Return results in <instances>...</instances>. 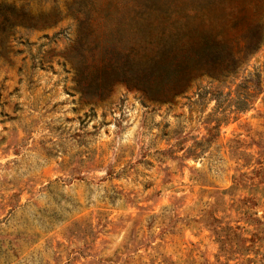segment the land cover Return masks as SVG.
<instances>
[{
  "label": "rangeland",
  "instance_id": "1",
  "mask_svg": "<svg viewBox=\"0 0 264 264\" xmlns=\"http://www.w3.org/2000/svg\"><path fill=\"white\" fill-rule=\"evenodd\" d=\"M249 199L264 0H0V264H264Z\"/></svg>",
  "mask_w": 264,
  "mask_h": 264
},
{
  "label": "trees",
  "instance_id": "2",
  "mask_svg": "<svg viewBox=\"0 0 264 264\" xmlns=\"http://www.w3.org/2000/svg\"><path fill=\"white\" fill-rule=\"evenodd\" d=\"M153 1V0H152ZM261 39H262V29H261V25L259 24H255L248 32V34L246 35L245 37V49L248 53H251L253 51H255L259 45H260V42H261ZM179 52H177L175 54V62H176V66H175V69L179 72H181V67L178 66V64L181 62V55L178 54ZM187 57H185V61H186ZM178 66V67H177ZM229 69H235V63L232 62L230 65L227 66ZM147 68H145L143 70L144 73H147L148 71H146ZM222 70H220V68L216 69L214 68L213 70L209 71L208 73L215 76V77H218V78H221L223 77V73H219L221 72ZM202 71H200L199 68L197 67H191V69H189V71H186L183 73V76L180 80V85H179V88L180 90H184L190 81L194 80L195 78H197L198 75L201 74ZM156 74V73H154ZM254 89L258 88L259 90V86H258V83H256V85H254L253 87ZM245 108L244 107H236V111L239 112V111H243ZM238 183H235V185L232 187L235 188V186H237ZM244 201H249L250 202V205H258V204H262L261 207L263 208V214H264V201H260V200H257L256 203H252L253 201L251 199L249 200H244ZM263 218H264V215H263ZM259 221V219H258ZM238 228V227H237Z\"/></svg>",
  "mask_w": 264,
  "mask_h": 264
}]
</instances>
